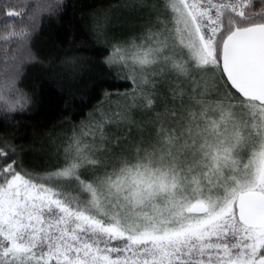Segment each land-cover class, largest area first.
I'll return each instance as SVG.
<instances>
[{
  "label": "snow or ice",
  "instance_id": "1",
  "mask_svg": "<svg viewBox=\"0 0 264 264\" xmlns=\"http://www.w3.org/2000/svg\"><path fill=\"white\" fill-rule=\"evenodd\" d=\"M65 10L0 0V121L19 129L0 133V264H264V0H120L94 17L96 104L29 157L25 113L92 67L37 46ZM32 68L53 76L26 83Z\"/></svg>",
  "mask_w": 264,
  "mask_h": 264
},
{
  "label": "trees",
  "instance_id": "2",
  "mask_svg": "<svg viewBox=\"0 0 264 264\" xmlns=\"http://www.w3.org/2000/svg\"><path fill=\"white\" fill-rule=\"evenodd\" d=\"M65 3L64 19L60 22L46 20L37 40V46L46 53L55 51L60 54L70 52L73 55H80L90 62L92 67L78 84L68 90V95L59 96L49 93L43 108L39 103H34L25 113L29 118L27 123L30 129L35 131H29L24 140H20L17 136L16 142L24 145L29 157H41L42 155L36 150L49 142L48 133L55 137L62 130H69L71 122H79L96 104V99L93 97L97 93L90 92L89 85L93 80L103 77V69L98 64L100 56L97 55V51L103 48V45L97 44L91 35L92 21L94 17L103 20L105 16L115 17L119 14L117 8L120 0H65ZM68 20H71L72 27L65 29L63 25ZM108 28L117 35L127 32V28L115 19ZM69 31L71 37L67 36ZM58 34L64 37V43L56 40ZM104 55H107V50L104 51ZM52 76L53 73L46 69L32 68L29 69L25 82L34 84L44 77L51 79ZM65 87L67 88V85ZM66 117L71 118L70 121H67ZM18 131V127L11 121H0V133L12 135ZM30 151L32 155H29Z\"/></svg>",
  "mask_w": 264,
  "mask_h": 264
},
{
  "label": "rangeland",
  "instance_id": "3",
  "mask_svg": "<svg viewBox=\"0 0 264 264\" xmlns=\"http://www.w3.org/2000/svg\"><path fill=\"white\" fill-rule=\"evenodd\" d=\"M53 145H50L49 142L48 143H44L39 149H37L36 151H39V155H44L47 151H50L53 149ZM29 155H32L31 151H30V154ZM41 156V157H42Z\"/></svg>",
  "mask_w": 264,
  "mask_h": 264
}]
</instances>
